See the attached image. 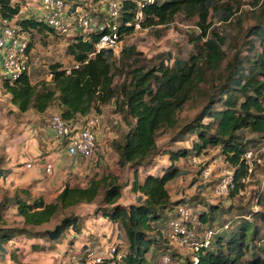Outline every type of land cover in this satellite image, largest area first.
<instances>
[{"label": "trees", "instance_id": "obj_1", "mask_svg": "<svg viewBox=\"0 0 264 264\" xmlns=\"http://www.w3.org/2000/svg\"><path fill=\"white\" fill-rule=\"evenodd\" d=\"M117 1L121 39L134 31V15L142 4V27L166 24L175 16L196 19L200 34L190 38L194 50L186 58H175L171 64L165 63L171 59L170 55L155 64L142 62L132 44L122 47L117 58L111 49L90 57L97 35L84 40L82 34H77L66 51L79 63L78 67L50 64V80L36 83L31 82L28 72L14 80L0 76L2 88L19 112L32 109L42 113L56 104L63 119L83 123L90 113H100L101 105L112 102L114 113L124 124L110 142L113 150L110 161L98 164V171L84 186L67 183L54 199L48 193L33 197L31 192L20 190L25 194L23 197L15 192L14 216L21 226L5 225L0 213L2 252L6 251V243L19 237L55 243L67 230L79 231L80 217L71 209L84 203L95 204L96 213L119 224L124 232L122 259L105 257L96 264H148L150 252L169 247L164 244L163 232L166 229L168 233L175 209L190 202L184 196L172 200L167 188L170 181L182 174L177 166L179 159L201 155L211 146L220 148L224 162L233 169L231 195L244 187L240 179L248 174L244 154L250 149L251 140H246L241 132L249 131L257 139L264 138V1L258 5L260 0H254L256 23L228 58L223 49L225 40L210 29L209 18L215 12L218 20L227 22L238 10L237 6L222 5L221 0ZM20 8L18 1L0 0V25L3 20L15 18L14 23L25 34L54 32L33 14H19ZM122 22L130 25L124 26ZM28 45L30 48V39ZM197 98L201 99L200 107L194 106L189 118H181L180 112ZM168 133L163 151L157 140ZM190 134L195 136L192 146H182L180 141ZM160 154H166L169 160L160 173L140 171L150 167ZM113 165L116 169L130 168L131 181L121 182L112 170ZM10 173L11 169L0 168V179ZM129 183L130 191L138 194L136 203L123 206L118 200ZM256 200L262 205L264 193H259ZM234 207L211 206L208 216L205 211L199 216L203 223L213 221L217 215L232 217ZM240 209L237 215L242 217L237 228L219 230L209 247L198 250L196 264H264V211L253 206ZM52 222V228L33 230ZM185 259L182 264L194 263L190 256Z\"/></svg>", "mask_w": 264, "mask_h": 264}, {"label": "rangeland", "instance_id": "obj_2", "mask_svg": "<svg viewBox=\"0 0 264 264\" xmlns=\"http://www.w3.org/2000/svg\"><path fill=\"white\" fill-rule=\"evenodd\" d=\"M21 4V8L24 9L23 14L31 15L34 13V5L38 0H15ZM69 3L78 2L81 6L97 17H103L106 6L111 0H67ZM264 0H260V5ZM222 5H229L232 7L237 6L238 10L227 22L218 20L217 13L211 12L212 16L209 18L211 22L210 29H213L218 36L225 40L223 45L224 52L227 56H232L233 53L238 50L243 41L245 40L246 31L256 23L255 12L257 8L253 6L254 0H221ZM22 14V15H23ZM189 32V33H188ZM200 34L198 30V25L196 19H187L182 16H175L174 19L166 24L154 25L151 27H142L140 29L134 30L130 34L123 35L118 53L114 56L117 58L120 54L122 47L126 45H134L138 51V58L144 63L155 64L160 60H167V55L171 56V59L165 61V63L171 64L175 58H186L189 53L194 50L193 43L190 41L191 36H197ZM28 39H30V66L29 75L31 76L32 82H38L40 80H47L49 78V65L53 63H60L63 67L69 68L74 64L72 57L67 53L66 48L68 43L71 41L73 35H58L51 31L44 32H31L25 34ZM246 42V41H245ZM252 55V53H250ZM1 70V67H0ZM205 100V97L204 99ZM201 99L197 98L190 101L184 109L180 112L181 118H189L193 112V107L198 105L200 107ZM10 99L6 91L0 86V134L6 135L7 125L6 121L8 115L11 113ZM103 116L107 121H111L114 118H119L114 113L113 103H108L104 106L102 111ZM122 123V122H121ZM4 124V125H3ZM2 129V130H1ZM114 131L118 130L114 127ZM113 131V135L115 132ZM246 140H251L250 149L257 152L258 156L261 158V163H254L251 171L248 175V180L245 184V192L243 194L231 195L230 192L225 194L216 193V186L225 174V170L230 167L227 164L216 162L212 164L211 175L206 182L200 180V171L202 169V164L193 165L190 163V156L187 158H181L177 162V166L182 171V174L168 183V190L173 197H185L189 199L188 204L192 208L194 213H200L202 211L206 212V216L210 213L211 206L221 205L227 207L229 205L235 206L232 210L233 215L220 216L217 215L213 221H207V226L214 228H219L223 224L227 223L230 229H236L238 223L241 221V216L237 215L242 210L240 208L249 209L253 206L256 210L264 211V202L259 205L257 202V195L259 193H264V138L257 139L258 136L249 131H242ZM169 133L165 136H161L157 140V144L163 149L164 143L168 142L167 138ZM195 138L194 135L185 136L180 144L182 146L191 147V141ZM110 142H106L107 146L101 150L100 148L95 149L92 157L89 159L92 166L100 164V159L103 158V163L106 164L110 161L112 155L109 154ZM255 143V144H252ZM1 147V146H0ZM163 147V148H162ZM0 149V154H1ZM220 154V148L211 146L203 154H201V159L203 163H213V160ZM4 156L0 155V162L3 166ZM152 165L147 168H141L142 173L150 171L153 173H160V168L164 165L169 164L168 156L166 154H160L154 157ZM96 167V166H95ZM115 173L118 174V178L121 182H129L133 178V171L126 167L123 169L113 168ZM93 173V169L87 174ZM19 179V178H18ZM19 180L17 177H13L11 180L6 182H0V207H4L0 210L1 220L5 225L10 227L21 226L20 222L15 221V206H13V196L16 193L22 194L18 187H15ZM230 193V194H229ZM132 196L126 191L124 202L134 201ZM185 205V204H184ZM95 204H80L76 208L71 209L75 215L80 217V229L76 231L78 237H73L74 234L66 231L65 237L62 238L63 241L60 243L59 247H54L51 244L46 243L44 239L38 243L31 244L28 238L19 237L16 241H11L5 244L6 251L2 252L0 248V264H65L64 256L68 253H82L89 245L84 242L96 241L99 238V234L93 229L92 224L85 226V220L95 216H101L100 213H96ZM243 213V212H242ZM0 225L2 223L0 222ZM54 223H48L41 225L33 230L42 231L47 228H52ZM115 227L106 233L102 242L104 247L103 252L99 254L106 257L107 251L110 246L115 242L111 243V240L115 234ZM120 226L118 227L119 230ZM84 230L86 233H83ZM92 230V231H91ZM83 233L84 235H80ZM121 237L120 241L122 245L125 244L124 232L120 229ZM264 233V232H262ZM117 236V235H116ZM123 236V238H122ZM93 237V239H92ZM163 237L165 238L164 244L168 245V249H157L150 252L147 256L148 264H159L163 254L178 255L176 257L179 263L182 264L186 257L190 256L188 250L184 247H180L172 244L167 238V230L163 232ZM60 239V240H62ZM72 239V240H70ZM74 239V240H73ZM70 240V243H68ZM264 245V242H262ZM74 244L73 246H70ZM55 248V249H54ZM125 249V245L123 247ZM57 249V250H56ZM56 256H54V252ZM173 255V256H174ZM60 259V260H58Z\"/></svg>", "mask_w": 264, "mask_h": 264}, {"label": "built area", "instance_id": "obj_3", "mask_svg": "<svg viewBox=\"0 0 264 264\" xmlns=\"http://www.w3.org/2000/svg\"><path fill=\"white\" fill-rule=\"evenodd\" d=\"M150 1V0H147ZM139 9L134 15V30L141 28L142 12ZM24 9L20 8L19 14H23ZM33 16L39 21H43L54 33L58 35H77L82 34L84 40H90L93 34L97 35L94 43V52L89 56H94L103 49H111L113 53H118L121 36L117 22L119 17V2L111 0L108 2L103 17H97L88 12L84 6L69 3L67 0H38L34 5ZM15 19V18H14ZM12 20H3L0 25V67L2 76L14 80L23 72L29 71L30 48L29 39L25 33ZM124 26L130 22H122ZM75 62L73 66L78 67ZM48 127L52 130L56 139L63 140L69 155L78 156L89 160L97 147V134L102 125V116L99 113H90L83 123L78 120L67 121L59 113H52L47 121ZM255 151V150H254ZM251 149L245 152L244 159L248 165V174L240 179L244 184L239 188L238 194H243L245 184L248 180L249 172L254 163H261V158L257 152ZM224 163L222 155H218L213 163H203L201 155H191L190 163L193 165L202 164L200 180L206 182L212 170V164L216 162ZM29 165V164H28ZM51 164L46 165V171H50ZM224 176L216 186V193L225 194L234 188L233 169H226ZM174 217L169 222L167 233L168 240L177 246L188 250L190 259L196 264L198 261L197 252L200 248L209 247L213 236L223 227L219 228L207 226L201 221L200 213H194L192 208L185 204L179 205L174 211ZM122 242L113 243L107 251L106 257L115 258L120 261L124 255V249L120 248ZM103 255L93 248L87 247L82 253H68L64 256L65 264H96L101 263ZM160 264H180L179 260L171 254H163Z\"/></svg>", "mask_w": 264, "mask_h": 264}, {"label": "crops", "instance_id": "obj_4", "mask_svg": "<svg viewBox=\"0 0 264 264\" xmlns=\"http://www.w3.org/2000/svg\"><path fill=\"white\" fill-rule=\"evenodd\" d=\"M0 76H2L1 70ZM50 78L51 75L49 73V78L47 80H50ZM0 86L2 88L1 79ZM7 95L10 99V95L8 93ZM107 104L100 106L101 112L99 113L102 116V125L97 134L96 149L100 148L101 150L107 146L109 141L113 140L117 136V132L114 131V127L117 130L124 127V124L118 115L117 116L119 118H114L111 121H107L105 119L102 111L104 106ZM10 106L12 112L8 115L6 121L7 125L3 124L4 126H7V133L6 135L0 134V149L2 151L0 155L4 156L5 159L3 166L0 162V168L11 169V173L4 179H0V182H6L11 180L13 177H17L19 182L15 184V187H18V189L31 192V196L33 197L38 194L48 193L49 197L54 199L67 183L70 185L84 186L88 178L98 171L99 167L96 164L92 166L91 161L82 159L78 156L69 155L66 150L65 142L54 137L52 130L48 127L47 121L52 113H59L56 104L52 105L42 113H38L32 109L25 112H19L18 108L11 103V101ZM113 131L115 132L114 136H112ZM112 152L113 150L111 149L109 154L112 155ZM100 162L103 163V158L100 159ZM48 163L51 164L50 171H46V165ZM90 169H93V173L87 174ZM126 191H128V193L133 197L131 198L134 199V201L124 202ZM137 195L138 194L130 191L129 183L125 187L123 195L118 200V203L123 206L134 204L136 203ZM171 199L175 200L177 197L171 196ZM89 224H92L93 229L99 234V238L96 241L84 242L89 245V248H93L98 253L103 252L102 248L104 247V244L102 242V238L104 239V236L111 229V227H115V234L110 244L114 241V243L121 242L119 238L121 237V228L118 230L119 224L113 223L108 218L98 215L85 220L84 225L87 226ZM68 232L74 234L73 237H78L76 231L68 230ZM83 233H86V231L84 230ZM83 233L80 235H84ZM64 237L65 236H63V238ZM28 240L31 241V244H35L42 239L28 238ZM70 240L68 243H70ZM59 241L61 243L63 239ZM59 241L51 245L59 247ZM73 245L74 244H71L70 246ZM53 252L54 256H56L55 250H53Z\"/></svg>", "mask_w": 264, "mask_h": 264}]
</instances>
